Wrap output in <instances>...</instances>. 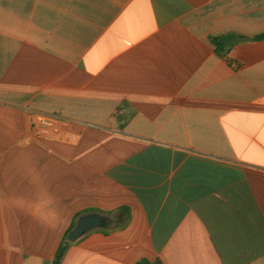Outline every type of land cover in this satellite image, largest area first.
<instances>
[{"label": "crops", "instance_id": "crops-1", "mask_svg": "<svg viewBox=\"0 0 264 264\" xmlns=\"http://www.w3.org/2000/svg\"><path fill=\"white\" fill-rule=\"evenodd\" d=\"M263 33L264 0H0V264L88 215L60 264H264Z\"/></svg>", "mask_w": 264, "mask_h": 264}, {"label": "trees", "instance_id": "trees-1", "mask_svg": "<svg viewBox=\"0 0 264 264\" xmlns=\"http://www.w3.org/2000/svg\"><path fill=\"white\" fill-rule=\"evenodd\" d=\"M234 39H235V35L230 34V35H226V36L211 38V42L216 47V52L218 55L227 56L229 54V52L232 50V48L236 45ZM254 40L255 41H263L264 40V33L261 35L255 36ZM68 235H69V233L63 239V241H62V243H61V245H60V247H59V249L55 255L53 264H60L62 259L65 256L68 248L70 247L71 243L68 241ZM138 264H162V263L159 261H156L155 263H150L147 261H141Z\"/></svg>", "mask_w": 264, "mask_h": 264}, {"label": "water", "instance_id": "water-1", "mask_svg": "<svg viewBox=\"0 0 264 264\" xmlns=\"http://www.w3.org/2000/svg\"><path fill=\"white\" fill-rule=\"evenodd\" d=\"M251 39L246 37H236L235 42H248ZM105 223V219L99 215H88L82 217L73 231L68 235V241L71 243L77 242L87 232L102 227Z\"/></svg>", "mask_w": 264, "mask_h": 264}, {"label": "built area", "instance_id": "built-area-1", "mask_svg": "<svg viewBox=\"0 0 264 264\" xmlns=\"http://www.w3.org/2000/svg\"><path fill=\"white\" fill-rule=\"evenodd\" d=\"M60 122L57 117L46 116V115H35L34 116V127L36 131H42L46 129H56V125Z\"/></svg>", "mask_w": 264, "mask_h": 264}]
</instances>
